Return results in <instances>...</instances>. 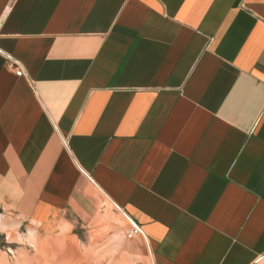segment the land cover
I'll use <instances>...</instances> for the list:
<instances>
[{
	"label": "crops",
	"instance_id": "0c3cea01",
	"mask_svg": "<svg viewBox=\"0 0 264 264\" xmlns=\"http://www.w3.org/2000/svg\"><path fill=\"white\" fill-rule=\"evenodd\" d=\"M105 201L152 264H264V0H0V218Z\"/></svg>",
	"mask_w": 264,
	"mask_h": 264
},
{
	"label": "rangeland",
	"instance_id": "374dc122",
	"mask_svg": "<svg viewBox=\"0 0 264 264\" xmlns=\"http://www.w3.org/2000/svg\"><path fill=\"white\" fill-rule=\"evenodd\" d=\"M105 204L99 206L97 216L91 221L93 226H100L106 232L102 229L88 228L85 220L77 215L60 218L49 229H41L34 221H26L16 230L15 226L11 225L13 224L12 222L9 224L0 218V223L3 225L0 226V231L7 234V229L4 226L9 227L11 230L10 237L7 234L8 241L6 240L7 237L0 232V264H152L150 249L148 250L144 239L142 237L138 239L132 235V227L123 216L115 211L106 201ZM65 219L68 221L66 222ZM33 230L42 236L38 237L39 241L45 244L43 252H40L39 245L34 244L32 240L33 233H35ZM99 232L103 233V235L109 234L107 239L110 240L111 238V242L113 241L114 234L118 232L123 234L121 248L120 246H116V253L113 254V247L107 246L106 260L102 261L95 259L99 245L96 243L97 240L93 243V236H97ZM70 238H74L75 240V245L72 247L75 256L73 260L65 262L59 256V259L55 257L52 261L48 262L43 260L40 263L37 260L39 254L50 250L46 249L50 244L54 246L56 253L61 254L66 252L67 246L71 241ZM88 251L89 261L77 259V253L79 255L88 254Z\"/></svg>",
	"mask_w": 264,
	"mask_h": 264
},
{
	"label": "built area",
	"instance_id": "2783aa9c",
	"mask_svg": "<svg viewBox=\"0 0 264 264\" xmlns=\"http://www.w3.org/2000/svg\"><path fill=\"white\" fill-rule=\"evenodd\" d=\"M7 61L12 65L14 66L15 68V73H16V76L17 77H25L26 74H25V70L23 68V66L15 59L7 56Z\"/></svg>",
	"mask_w": 264,
	"mask_h": 264
},
{
	"label": "bare ground",
	"instance_id": "6f19581e",
	"mask_svg": "<svg viewBox=\"0 0 264 264\" xmlns=\"http://www.w3.org/2000/svg\"><path fill=\"white\" fill-rule=\"evenodd\" d=\"M91 190V189H90ZM89 190V191H90ZM94 191V190H93ZM93 191H92V194H93ZM95 192V191H94ZM97 193V192H96ZM101 194V193H100ZM93 195H95V193L93 194ZM92 196V195H91ZM107 202V201H106ZM109 202V201H108ZM107 202V203H108ZM109 204V203H108ZM110 205V204H109ZM127 220V219H126ZM127 221H129V220H127ZM0 226H3L1 223H0ZM6 229H7V234H8V236L10 237V228L9 227H6V226H4ZM2 229V228H1ZM4 230V229H3ZM39 235H37L36 233H33V236H32V240H33V242H34V244H36V245H39V248H40V252H43L42 250L44 249V247H45V244H43L42 242H40L39 241V237H38Z\"/></svg>",
	"mask_w": 264,
	"mask_h": 264
},
{
	"label": "water",
	"instance_id": "95a60500",
	"mask_svg": "<svg viewBox=\"0 0 264 264\" xmlns=\"http://www.w3.org/2000/svg\"><path fill=\"white\" fill-rule=\"evenodd\" d=\"M130 222H131V224L134 226V228H135L136 230L140 231L139 228H138V226H137L133 221L130 220Z\"/></svg>",
	"mask_w": 264,
	"mask_h": 264
}]
</instances>
